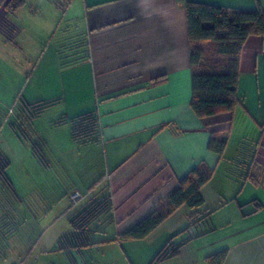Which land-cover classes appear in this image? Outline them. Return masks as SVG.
Masks as SVG:
<instances>
[{
  "label": "crops",
  "instance_id": "0c3cea01",
  "mask_svg": "<svg viewBox=\"0 0 264 264\" xmlns=\"http://www.w3.org/2000/svg\"><path fill=\"white\" fill-rule=\"evenodd\" d=\"M5 1L0 0V30H13L8 21L15 11H7ZM185 1L68 0L63 11L68 30L82 40L69 44V57L60 53L66 45L48 56L42 50L38 66L54 72L44 98L62 99L51 107H60L58 117L96 112V139L73 141L63 124L56 126L64 129L57 140L68 144V155L92 176L83 200L108 193L111 221L122 231L164 200L192 168L203 162L212 170L200 188L204 203L178 207L146 236L153 240L167 232L162 247L185 224L179 212H211L210 225L192 232L202 234L162 264H209L207 258L220 251L226 252L221 264H264V79L258 74L264 36L250 35L244 42L232 112L200 118L190 106ZM193 1L264 9V0ZM211 130L228 138L221 155L207 148Z\"/></svg>",
  "mask_w": 264,
  "mask_h": 264
},
{
  "label": "rangeland",
  "instance_id": "374dc122",
  "mask_svg": "<svg viewBox=\"0 0 264 264\" xmlns=\"http://www.w3.org/2000/svg\"><path fill=\"white\" fill-rule=\"evenodd\" d=\"M55 2L26 1L9 16L13 30H0V155L9 163L6 175L14 188L11 192L0 184V264H162L153 259L167 232L153 240L152 235L119 240L123 228L105 215L89 227L88 244L72 250L71 258L59 249L63 244L59 240L72 231L69 217L88 202L82 195L92 176L76 156L68 155V144L57 140L64 130L53 125L60 107L46 109L34 119L22 110L23 103L46 99L54 72L38 66L42 50L48 49V56L59 44L66 45L60 53L69 57V44L82 40L81 35L70 34L66 13ZM53 21L59 23L57 29ZM259 59L262 81L264 62ZM254 95L251 87L249 100ZM40 142L45 144L41 151L36 146ZM75 192L78 201L72 197ZM194 213L179 212L177 218L185 220L179 231ZM208 225L205 221L196 229Z\"/></svg>",
  "mask_w": 264,
  "mask_h": 264
},
{
  "label": "trees",
  "instance_id": "16d2710c",
  "mask_svg": "<svg viewBox=\"0 0 264 264\" xmlns=\"http://www.w3.org/2000/svg\"><path fill=\"white\" fill-rule=\"evenodd\" d=\"M23 0H6L4 7L14 12ZM56 5L63 11L68 0H56ZM187 18V32L189 39V60L191 66V101L190 106L200 118L213 116L220 112H232L238 100L237 86L239 77L240 54L245 40L250 35L264 36V9H237L226 8L221 5L185 1ZM60 101L39 100L33 103H23V111L29 118L34 119L46 109ZM68 124L73 141L96 139L98 134V119L94 110L86 111L67 118L61 114L53 121L54 126ZM219 130H211L207 148L221 155L227 144L226 135H218ZM38 144V146H37ZM43 142L36 143L39 151L44 150ZM35 146V145H34ZM38 151V153H39ZM34 155L39 156L37 151ZM37 153V154H36ZM40 154V153H39ZM8 161L0 155V184L8 191L13 192V185L6 175ZM212 170L205 163H200L183 176L177 187L140 220L118 234L119 240L140 239L146 237L153 229L162 223L178 207L185 205L197 208L204 203L200 188L211 177ZM113 205L108 193H101L81 205L69 222L72 231L64 235L58 243L59 249L70 257V252L78 247L87 245V231L89 227L104 215L112 220ZM192 214L191 222L169 239L154 255V261L162 262L178 252L179 247L194 236L201 235L192 232L201 223L207 221L211 212ZM183 232L189 235L180 241L175 237ZM69 241L70 239L72 241ZM77 238V240H75ZM80 238V239H79ZM69 242V243H68ZM225 251H220L207 258L209 264H221Z\"/></svg>",
  "mask_w": 264,
  "mask_h": 264
},
{
  "label": "built area",
  "instance_id": "2783aa9c",
  "mask_svg": "<svg viewBox=\"0 0 264 264\" xmlns=\"http://www.w3.org/2000/svg\"><path fill=\"white\" fill-rule=\"evenodd\" d=\"M73 199H77L79 197V195L77 194V192H75L73 195H72Z\"/></svg>",
  "mask_w": 264,
  "mask_h": 264
}]
</instances>
